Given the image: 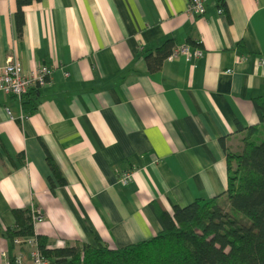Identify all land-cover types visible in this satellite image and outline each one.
I'll return each instance as SVG.
<instances>
[{
	"label": "crops",
	"instance_id": "crops-1",
	"mask_svg": "<svg viewBox=\"0 0 264 264\" xmlns=\"http://www.w3.org/2000/svg\"><path fill=\"white\" fill-rule=\"evenodd\" d=\"M187 3L37 0L22 7L18 34L15 0H0V65H53L35 112L0 95V264L29 259L6 235L15 208L37 211L48 248H116L160 231L159 210L225 191V147L241 149L258 121L253 98L264 97V0H207L202 15ZM167 39L203 54L150 71L145 55ZM46 151L63 186H51Z\"/></svg>",
	"mask_w": 264,
	"mask_h": 264
},
{
	"label": "trees",
	"instance_id": "trees-1",
	"mask_svg": "<svg viewBox=\"0 0 264 264\" xmlns=\"http://www.w3.org/2000/svg\"><path fill=\"white\" fill-rule=\"evenodd\" d=\"M33 1L37 0H15L18 34L25 23L22 7ZM172 47L173 40L167 39L145 55L150 71L161 68ZM29 91L20 100L27 114L39 104L36 90ZM253 105L258 121L243 128L241 149L225 147L227 187L223 193L197 198L185 206L174 204L171 213L159 210L160 231L116 248L79 242L48 248V237L38 234L39 248L49 264H264V97H254ZM46 161L51 186L55 182L63 186L66 180L48 151ZM222 196L226 206L221 204ZM31 211L12 209L15 224L6 230L11 242L16 236L34 234Z\"/></svg>",
	"mask_w": 264,
	"mask_h": 264
},
{
	"label": "built area",
	"instance_id": "built-area-1",
	"mask_svg": "<svg viewBox=\"0 0 264 264\" xmlns=\"http://www.w3.org/2000/svg\"><path fill=\"white\" fill-rule=\"evenodd\" d=\"M207 0H188L187 12L191 15H202L205 11V3ZM218 13L223 12V7H218ZM203 49L196 48L191 50L187 44L173 48L167 56L171 59L174 56L184 55L187 59L202 56ZM245 60V56H240ZM256 63L261 65L264 63L262 58L257 59ZM53 65L37 64L30 72H24L21 63L15 57L9 56L0 65V95L8 94L16 97L19 101L31 89H36L48 82ZM6 112L10 115L9 110ZM10 117H12L10 115ZM133 170H128L117 175V182L127 184L132 180ZM32 222L41 220V216L35 209H32ZM12 242L17 245H23L28 248V262L26 264H49V260L43 255L38 245V240L34 232L33 235L16 236ZM2 255L5 252L2 251ZM4 264H23L22 254L19 253L12 261L7 260Z\"/></svg>",
	"mask_w": 264,
	"mask_h": 264
}]
</instances>
